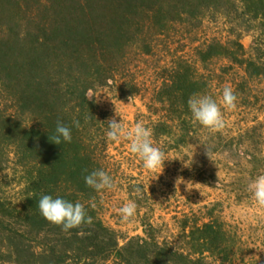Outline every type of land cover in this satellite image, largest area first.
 I'll return each mask as SVG.
<instances>
[{
  "label": "trees",
  "instance_id": "1",
  "mask_svg": "<svg viewBox=\"0 0 264 264\" xmlns=\"http://www.w3.org/2000/svg\"><path fill=\"white\" fill-rule=\"evenodd\" d=\"M244 19L257 24L250 54L237 27ZM209 23L228 26V36H204ZM156 58L149 86L138 63ZM221 59L264 80V0H0V264H215L210 222L184 246L151 205L145 235L124 238L98 212L103 190L84 177L110 171L115 143L93 91L125 101L147 91L152 138L178 146L194 133L188 99L214 98L215 75L227 73ZM57 120L71 127L70 143L50 141ZM42 194L84 204L93 224L63 231L42 216Z\"/></svg>",
  "mask_w": 264,
  "mask_h": 264
},
{
  "label": "rangeland",
  "instance_id": "2",
  "mask_svg": "<svg viewBox=\"0 0 264 264\" xmlns=\"http://www.w3.org/2000/svg\"><path fill=\"white\" fill-rule=\"evenodd\" d=\"M237 24L250 54L257 24L248 19ZM227 28L222 23H209L203 35L223 39L228 36ZM185 49L191 51L188 54L193 53L192 47ZM217 63L227 64L224 69L227 73L215 75L214 99L218 102L222 99L226 85L238 97L236 109L224 111L225 128L212 132L195 121L194 133L187 143L178 146L166 139L152 138L169 160L160 175L144 168L142 160L130 151L127 140L113 143L108 150V173L116 186L101 192L98 212L121 236L132 238L145 235L141 219L152 214L153 205L155 221L162 225L164 234L184 246L200 242L205 235L204 225L210 222L218 233L214 251L208 254L215 264H264V207L254 201L248 190V184L264 174V80L244 77L242 71L222 59ZM160 64L159 58L139 62L142 81L149 86L157 84ZM148 94L146 91L130 102L118 98L110 89H101L93 91L91 97L97 99L109 118L121 119L116 116L117 109L128 127L143 122L152 130ZM206 147L213 153V161L206 155ZM181 177L191 182L190 189L186 183L177 186ZM137 187L141 189L139 193L135 191ZM130 200L136 202L137 212L132 219L124 221L119 209Z\"/></svg>",
  "mask_w": 264,
  "mask_h": 264
},
{
  "label": "clouds",
  "instance_id": "3",
  "mask_svg": "<svg viewBox=\"0 0 264 264\" xmlns=\"http://www.w3.org/2000/svg\"><path fill=\"white\" fill-rule=\"evenodd\" d=\"M131 97L129 101L131 102ZM123 102V101H122ZM238 97L231 86H225L222 90V99L218 102L209 94L194 93L188 99V107L192 117L204 128L212 132H218L225 128L226 120L224 111L235 110L237 107ZM116 116L121 117L119 121L115 117L107 120V138L109 141L119 142L124 139L129 142L130 151L138 156L146 170L153 173H163L165 162L169 161L166 153L162 148L154 145L152 140V130L143 122H137L134 126L128 127L122 116L119 115L116 109ZM74 125L78 128L79 121H74ZM50 141L61 145L63 142H71L72 129L62 120H57L55 134L52 135ZM206 155L213 161L214 155L206 147ZM187 167L188 164L185 163ZM87 173V169L84 170ZM159 175L154 179H158ZM88 187L97 192L104 189L112 190L115 188V181L108 172L103 169H96L88 173L84 177ZM183 181V182H181ZM177 186L181 183H186L190 189L191 182H185L183 178L177 180ZM248 190L252 194L254 201L261 207H264V174L257 176L248 184ZM137 193L141 191L139 187L135 189ZM38 207L42 216L57 226H60L63 231L68 232L71 229H80L84 225L91 226L93 217L88 215L86 207L80 202H71L62 197H53L49 194H42ZM137 212V204L134 200L126 202L120 209L119 213L124 221L132 219ZM82 234V233H78Z\"/></svg>",
  "mask_w": 264,
  "mask_h": 264
}]
</instances>
